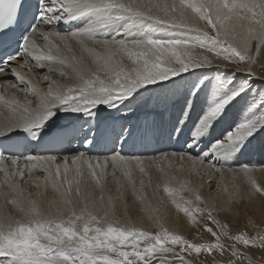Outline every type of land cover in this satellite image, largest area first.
<instances>
[{"label":"bare ground","instance_id":"bare-ground-1","mask_svg":"<svg viewBox=\"0 0 264 264\" xmlns=\"http://www.w3.org/2000/svg\"><path fill=\"white\" fill-rule=\"evenodd\" d=\"M229 1L51 0L52 3H56L58 9L63 10L62 16L67 15L68 18H72L85 13L88 16L86 20L88 23L81 29L70 33L41 27L33 31L28 39V61L18 60L13 64V70L4 73V76H9L1 82L4 87L0 89V133L8 134L30 125H41L52 118L61 119V117L83 114L93 115L101 124L106 117L113 115L115 118L132 119L136 120L135 122L144 119L148 123H160L163 127L167 126V131L169 129L178 131L187 135L186 137L191 141L184 152L167 151L159 155H144L140 158L126 157L118 152L95 157L78 151L59 155H36L9 162L0 160V239L7 236L4 234L6 232L22 233L28 221L53 218L64 212H67L68 217L72 212L70 217L71 219L74 217L73 220L76 223L87 221L92 218L90 215L98 213L103 223L110 221L148 230H153L156 224L163 223L181 230L180 227L184 228L185 225L180 220L182 216L180 218L178 213L174 214L172 209L179 203L178 201L182 200L180 196L182 193L189 197H199L197 201L204 202L216 211L228 209L234 199L240 198L238 183L245 181L246 172L254 170L261 172V175L264 173V166L253 167L248 163L252 159L258 161L264 158V153L256 151L250 156L243 152V155L250 156L245 157L237 148L234 149L235 146L231 143L224 144L222 141L212 149V153L218 158L214 163V158H208V151L203 152L204 154L201 152L204 149L202 144L218 136L217 131L212 127L202 126L203 122L205 124L203 117L199 130H195L194 133L187 134L185 127L182 128L183 125L178 126L181 123L177 121L181 118L184 121L188 120L185 123L192 121L189 117L193 116L194 103L185 102L175 105L174 103L177 102L174 101V105H170L171 101L167 95L169 102L161 99V104L164 103V107L168 108L166 116L162 117L165 116L164 119L169 118L170 120H164V123H161L154 116L152 109L157 105L159 96L156 98L153 92H159V89H162L166 83L159 82L165 80L167 73L156 74V62L161 60L160 55L164 51L159 50L152 40H148L149 36L143 35V38L142 34L139 35L142 29H146V26H138L144 21L149 25L147 29L150 28V24L156 22L155 26L156 24L165 26L162 27L165 29L178 25L177 27L182 29L188 26L202 30L205 29L202 22L205 12L203 9L208 7L220 32L234 42L235 34L239 33V45L247 44L252 33L264 35V0ZM87 27L89 28L87 31H90L91 27L95 28L87 33L85 32ZM113 31L117 36L122 31L121 33L127 38V35L132 34L130 36L136 41L133 38V42H127L124 38V41L118 40L120 37L117 39V36L112 38L110 33ZM82 33L87 37L83 35L80 38ZM54 34L57 36L54 37ZM89 34H91L90 37ZM95 47L97 49L94 50ZM135 47L137 49H133ZM34 69L38 72H34ZM12 75L16 76L12 77ZM168 77L176 78L174 74ZM143 96L149 97V100L146 104L144 103L143 109L145 110H139L141 106L135 100H143ZM168 98L165 97V99ZM133 102L138 105L135 104L138 111L134 109L136 112L128 115L127 110L133 109ZM196 112L194 115L198 116L199 112ZM204 118L209 117L207 115ZM228 124L229 122L226 125ZM195 137L198 140H195ZM202 154L201 158L196 157ZM49 161L56 169L62 167L72 172L80 163L86 164L99 174V182H103L100 184L102 189L97 194L90 187L86 191L83 189L79 196H69L71 191L68 190V194L61 187L59 179H56L47 166ZM137 162L158 163L157 165L165 170L164 173L170 174L166 176V179H171L170 186L164 185L165 187H160V190L157 187L150 194L139 188L138 192L134 189L138 196L136 203L126 205L123 197L125 192L120 189L116 191V177L106 180L107 168L113 166L117 170L125 171L126 168H131V164ZM113 168L111 171L115 173ZM261 175L256 176L263 177L264 174ZM108 187H112L111 191ZM48 191L53 194L48 193L47 196ZM248 194L249 192L246 194L247 197H249ZM134 210L137 211L132 215ZM5 240L6 244L15 245L11 240ZM14 250L15 248H10V246L1 247L0 264H10L11 259L9 258L12 257V253L17 254Z\"/></svg>","mask_w":264,"mask_h":264},{"label":"rangeland","instance_id":"rangeland-1","mask_svg":"<svg viewBox=\"0 0 264 264\" xmlns=\"http://www.w3.org/2000/svg\"><path fill=\"white\" fill-rule=\"evenodd\" d=\"M231 1L233 0L229 2ZM203 10L205 12L202 22L205 29L202 30L188 26L182 29L177 27L178 25L165 29L162 28L165 26H157V24L155 26L156 22L150 24V28L147 29L149 25L144 21L138 25L146 26V29H142L146 35L141 31L139 35L142 34L143 38L149 36L147 39L152 40L159 50L164 51L160 55V58H163L160 60L162 62L158 60L156 62V74L167 73L165 80L159 82L166 83L164 89H159L157 94L153 92V96L155 95L156 98L159 96L156 108L152 107L154 116L161 123L170 120L164 119L168 108L164 107V103L161 104V99L169 102L170 98V105L194 103L193 116L189 117L192 121L185 123L188 120L184 121L182 118L176 121L181 123L178 126L183 125V129L185 127L187 134L198 131L199 124L203 121L205 124L203 122L202 126L206 125L205 128L212 127L217 131L220 136L217 134L216 137H210L211 141L206 140L204 143L207 142V145L202 144L204 149L201 152L208 151V158H214V163L218 158L212 153V149L222 141L224 144L231 143L241 155L243 152L250 156L256 151L264 153V35L252 33L248 43L241 46L238 44L239 33L235 34V42L232 41L218 30L216 20L213 14H210L208 7ZM94 28L91 27V30ZM157 28L161 30L158 31ZM88 29L87 27L85 32ZM121 32L117 36L113 31L110 36L112 38L117 36V39L120 37L118 40L124 38L127 42L135 40L131 37L132 34L127 35V38ZM83 35L84 33L80 38ZM55 36L57 35L54 34ZM170 74H174L176 78L170 79L168 77ZM143 98L144 102L135 100L141 106L139 110H145L143 106L149 100L147 96ZM135 102L132 104L133 109L127 110L128 115L136 112L138 105ZM195 112L199 115H194ZM163 115L165 116L162 117ZM207 115L209 118H204ZM228 122L229 124L226 125ZM196 137L195 140H198ZM203 154L196 157L201 158ZM248 155L243 156L250 157ZM252 161L253 159L248 165L264 166L262 165L264 158L254 160V163ZM157 164L137 162L131 164V168L128 167L125 171L117 170L113 166L108 167L106 180L116 177V191L125 192L123 197L126 205L136 203L138 196L135 191L138 188L150 194L157 187L160 190V187L170 186L171 179H166L170 174L164 173L165 170ZM47 166L56 179H59L61 187L66 192L71 191H68L71 195L67 192L69 196H79L83 189L86 191L90 187L97 194L102 189L100 184L103 182H99V174L86 164L80 163L73 172L62 167L56 169L50 161ZM111 168L115 173H112ZM256 172L254 170L246 172L245 181L238 183L240 198L234 199L228 209L216 211L204 202L197 201L199 197H189L182 193L180 195L182 200L172 209L174 214L178 213L180 218L182 216L180 220L185 225L184 228L180 227L181 230L163 223L156 224L153 230L138 226L128 227L110 221L103 223L98 213L90 215L92 218L94 216L95 223L92 218L76 223L74 217L72 219L70 217L72 212L69 217L67 212H64L53 218L23 222L26 224L25 226L22 224L24 226L22 233L10 231L4 233L7 236L2 235L4 240L0 239V248L7 246L15 248L14 252L17 254L12 253V257L9 258L10 264H264V173L262 172L263 177H258L256 175L260 176L261 172L257 174ZM108 189L111 191L112 187ZM248 192L249 197L246 196ZM48 193L53 194L48 191L47 196ZM136 211L134 210L132 215ZM172 223L175 225L177 222ZM5 239L11 240L15 245L6 244Z\"/></svg>","mask_w":264,"mask_h":264}]
</instances>
